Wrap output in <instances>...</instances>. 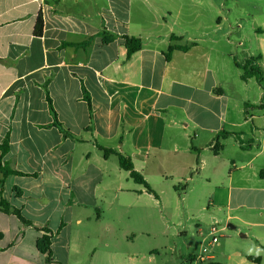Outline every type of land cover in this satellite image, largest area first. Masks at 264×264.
Here are the masks:
<instances>
[{"label": "crops", "instance_id": "0c3cea01", "mask_svg": "<svg viewBox=\"0 0 264 264\" xmlns=\"http://www.w3.org/2000/svg\"><path fill=\"white\" fill-rule=\"evenodd\" d=\"M231 20L244 21L237 47ZM125 36L142 42L129 58ZM169 44L190 46L167 61ZM257 55L264 72V0H0V166L23 173L0 171V198L30 222L0 210V264H67L87 253L76 239L95 244L87 264L132 259L109 249L154 235L145 217L132 231V211L162 218L163 191L151 187L169 177L182 191L176 208L191 212L192 189L180 182L192 173L211 187L208 237L226 238L210 240L218 250L203 264H264V82L241 80L234 64ZM222 131L233 135L215 154ZM99 146L129 157L152 193ZM222 219L237 226L232 236ZM45 229L49 263L36 248Z\"/></svg>", "mask_w": 264, "mask_h": 264}, {"label": "rangeland", "instance_id": "374dc122", "mask_svg": "<svg viewBox=\"0 0 264 264\" xmlns=\"http://www.w3.org/2000/svg\"><path fill=\"white\" fill-rule=\"evenodd\" d=\"M178 23L179 26L190 30V27H192L193 24L197 28L198 25L208 24L209 21H195L190 22L189 24L184 21H179ZM243 24L244 21L234 22L231 20L226 22L227 28L230 30L229 39L232 41L233 47H237L238 45L237 31L239 30V26H242ZM232 69L233 67L231 66L229 68L230 73L233 72ZM254 89H256L255 86ZM194 175L195 173H192L188 180L180 182L181 184H187L186 189H192L188 195L190 197L187 199L190 204H192V200L194 202L191 212H184L183 209L180 210L176 208L174 199L176 196L175 194H181L182 191L181 188H178L177 191L174 190V187L169 183L170 178L168 177L167 183L151 187L155 193H159V190L163 191L162 199L166 204V208L162 211V218L159 216L156 209H142V212H139L138 210L132 211V219L134 221L132 231L137 234L136 231H139V223L143 222L141 218L145 217L146 219L144 221L154 223V235L150 238L138 235L133 239L130 238L129 240H126L127 243L117 242L114 246H110L109 249H113L114 251H117V253H130L132 259L126 258L120 261L118 258L112 260L110 257H106L105 259L103 257V259L97 261L98 264H203L208 262L209 260H207L206 257L211 254L212 251L214 253L218 250V247L215 245L211 246V238L210 236L208 237L207 229V224L209 222L208 215L213 213L212 210L214 209L208 200L211 187L206 185L204 180L199 179ZM201 193H203L204 197L199 201L197 196ZM230 223H232V221ZM198 226L203 229L202 235L206 238L204 242H202V237L198 235ZM216 226L225 227L222 235L232 236L237 229V226L235 229L227 228L226 221L223 219L219 220V225L216 224ZM77 232L78 230L76 228L72 230L73 237L78 238ZM225 239L226 238H218L219 244L225 242ZM74 243L80 248V250H83V252L87 250V253L80 258H77L75 254H72L67 264H87L92 248L95 244L93 246L90 242L89 244L84 245L79 239H76ZM56 247L58 249H56ZM99 248L100 250L103 249L102 246ZM203 248H205V251H203ZM62 252L63 251L57 245L54 247V253L57 258L62 255ZM60 263L64 264V262Z\"/></svg>", "mask_w": 264, "mask_h": 264}, {"label": "trees", "instance_id": "16d2710c", "mask_svg": "<svg viewBox=\"0 0 264 264\" xmlns=\"http://www.w3.org/2000/svg\"><path fill=\"white\" fill-rule=\"evenodd\" d=\"M41 21L38 20L37 21V28H36V34L39 35L41 33ZM170 40H179L178 37L175 36H170ZM124 45L126 48V57L129 58L131 56V54H133L135 51L139 50L141 48L142 42L139 38H135V37H124ZM190 45H173V44H169V46L167 47V50L164 53V57L167 61L170 60L171 57V53L176 50L179 49L181 51H186L188 50ZM260 56H254V57H247L245 58L242 62H237L234 61V64L236 65V67H238L241 70V80L245 81L248 78H254L258 84H262V82H264V72H262V69L260 67ZM264 89V88H262ZM85 100L87 102L88 105V109L89 112L91 111L90 108V103H89V99L85 94ZM48 99V104L50 107V110L53 114V116L55 117L54 111L51 108L50 105V100ZM56 126L60 127V124L56 121L55 119V123ZM228 135H233L231 133L228 132H219L218 134H216V136L214 137V145H213V153H218V151L222 148V145L220 144L219 140L222 138H225ZM235 135V134H234ZM238 139V138H237ZM239 144L242 145V142L238 139ZM99 149L102 151V154L104 157H107L111 154L116 155L117 160H118V164L120 166L121 169L127 171L129 173L130 178L139 185H142L143 188L148 192V193H152V190L149 186V184L145 181V179L143 178V176L137 172L134 167L133 164L130 160L129 157H125L119 153H117L114 150L111 149H105L99 146ZM0 150H1V154H3L6 150V140L4 141V143L2 145H0ZM0 171L2 172L3 176H7L8 174H14V175H23V173L20 172H16L13 170H10L8 168L2 167L0 166ZM1 182V181H0ZM0 210L5 212V213H12L13 215H15L21 222L25 223V224H30L29 221L25 220L23 218V216L21 215V213L19 212L18 209H15L13 207H11L9 205V203L7 201H5L4 199L0 198ZM44 234L37 240L36 242V248L39 251V253H41L42 255L45 256L44 260L45 263H49L50 259H51V249H50V245H51V234L48 230H43ZM254 259V258H251ZM211 264H219V263H211Z\"/></svg>", "mask_w": 264, "mask_h": 264}, {"label": "built area", "instance_id": "2783aa9c", "mask_svg": "<svg viewBox=\"0 0 264 264\" xmlns=\"http://www.w3.org/2000/svg\"><path fill=\"white\" fill-rule=\"evenodd\" d=\"M214 232H215V227H211L210 233L214 234ZM218 238H219L218 236H213L211 239L212 243H215L218 240Z\"/></svg>", "mask_w": 264, "mask_h": 264}]
</instances>
